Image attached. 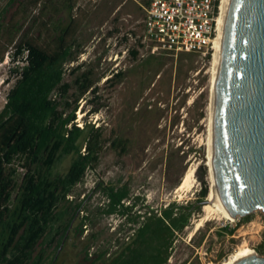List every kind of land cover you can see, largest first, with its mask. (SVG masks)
<instances>
[{
  "label": "rangeland",
  "instance_id": "rangeland-1",
  "mask_svg": "<svg viewBox=\"0 0 264 264\" xmlns=\"http://www.w3.org/2000/svg\"><path fill=\"white\" fill-rule=\"evenodd\" d=\"M75 1L82 23L78 36L81 53L66 65L64 82L71 88L63 101L78 105V125L84 127L87 121L102 126L105 142L95 168L88 170L74 190L75 197L85 200L81 216H89L91 221L82 238L70 239L60 264H90L81 253L84 238L92 234L98 235L92 255L108 247L114 253L128 241L137 225L127 223L116 229L118 216L100 211L107 199L98 187L126 184L134 199L131 202L137 201L131 215L142 212V216L149 209L158 213L175 201H195L208 186L202 214L179 236L168 264H223L244 248L264 257V212L229 220L211 202L208 141L215 50L204 55L153 49L145 40L144 28L149 0ZM9 2L0 0V11ZM11 13L3 18L7 20L10 14V21ZM135 50L138 57L132 54ZM14 66L11 56L0 62V112L14 83L7 81ZM83 73L91 75L93 89L80 95L76 80ZM71 161V156L65 158L57 169L65 172ZM190 170L188 188L179 189ZM20 171L24 173V169ZM226 227L235 229L233 236L227 235Z\"/></svg>",
  "mask_w": 264,
  "mask_h": 264
},
{
  "label": "trees",
  "instance_id": "trees-1",
  "mask_svg": "<svg viewBox=\"0 0 264 264\" xmlns=\"http://www.w3.org/2000/svg\"><path fill=\"white\" fill-rule=\"evenodd\" d=\"M17 5L10 21V14L3 18ZM75 10V0H10L0 11V62L11 56L15 64L7 78L14 83L0 112V264H60L70 239L82 238L91 221L81 216L85 200L74 190L95 168L105 140L102 126L78 125V105L63 101L71 88L64 82L66 65L81 53L82 23ZM76 83L80 95L93 89L89 73ZM69 156L72 161L61 172L57 167ZM98 187L107 199L99 209L118 216L116 229L137 226L114 253L108 247L92 255L98 235L85 237L81 254L90 264H168L175 242L202 214L209 195L206 186L195 201H175L142 216L131 215L137 201L131 202L127 184ZM224 231L235 233L229 227Z\"/></svg>",
  "mask_w": 264,
  "mask_h": 264
},
{
  "label": "water",
  "instance_id": "water-1",
  "mask_svg": "<svg viewBox=\"0 0 264 264\" xmlns=\"http://www.w3.org/2000/svg\"><path fill=\"white\" fill-rule=\"evenodd\" d=\"M214 93L219 197L235 218L264 212V0H229ZM235 264H264V257L254 252Z\"/></svg>",
  "mask_w": 264,
  "mask_h": 264
},
{
  "label": "built area",
  "instance_id": "built-area-1",
  "mask_svg": "<svg viewBox=\"0 0 264 264\" xmlns=\"http://www.w3.org/2000/svg\"><path fill=\"white\" fill-rule=\"evenodd\" d=\"M225 0H151L145 40L155 50L207 55L215 50Z\"/></svg>",
  "mask_w": 264,
  "mask_h": 264
},
{
  "label": "bare ground",
  "instance_id": "bare-ground-1",
  "mask_svg": "<svg viewBox=\"0 0 264 264\" xmlns=\"http://www.w3.org/2000/svg\"><path fill=\"white\" fill-rule=\"evenodd\" d=\"M228 4H229V0H225L224 1V6H223L222 20H221V32H220V35H219V38H218V41H217V44H216V47H215V58H214V60H215V69H216V73L215 74H216V76H217V73H218V66H219V62H220V54H221V46H222V39H223V31H224V26H225V20H226V15H227ZM215 79H216V77H215ZM215 82H216V80H215ZM214 92H215V88H214ZM214 92H213V99H214V94H215ZM213 112H212V115H211L210 137H209V141H208V146H209V152H208L209 162H208V165H209V171H210L209 174L211 175V178H212L210 197H211V202L214 203V205L216 207H218L216 209H219L220 212H222L223 214H225V216L229 220H233V219H235V217L232 216L229 213V211L225 207L223 201L219 197V194L217 192V186H216V183H215V179L213 177V116H214ZM81 117H82V114H81ZM192 174H193V170H190L189 172L186 173V175L184 176L183 182L180 185L179 189H183L185 187L188 188L187 186L190 183V179L192 177ZM205 208H211V207L206 206ZM208 210H210V209H208ZM253 253H254V251L248 250L247 248L241 249L238 252H236L230 258V260L224 262L223 264H235L236 262H238L243 257H246V256L251 255Z\"/></svg>",
  "mask_w": 264,
  "mask_h": 264
},
{
  "label": "flooded vegetation",
  "instance_id": "flooded-vegetation-1",
  "mask_svg": "<svg viewBox=\"0 0 264 264\" xmlns=\"http://www.w3.org/2000/svg\"><path fill=\"white\" fill-rule=\"evenodd\" d=\"M158 76H160V75H158Z\"/></svg>",
  "mask_w": 264,
  "mask_h": 264
}]
</instances>
